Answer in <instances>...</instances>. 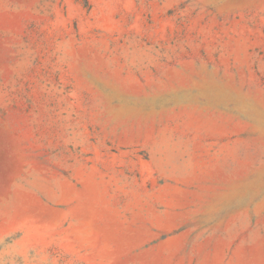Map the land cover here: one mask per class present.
I'll return each instance as SVG.
<instances>
[{"label": "rangeland", "instance_id": "1", "mask_svg": "<svg viewBox=\"0 0 264 264\" xmlns=\"http://www.w3.org/2000/svg\"><path fill=\"white\" fill-rule=\"evenodd\" d=\"M0 264H264V0H0Z\"/></svg>", "mask_w": 264, "mask_h": 264}]
</instances>
